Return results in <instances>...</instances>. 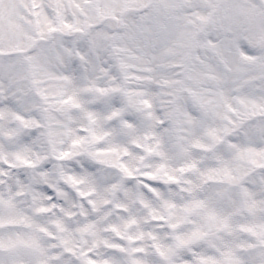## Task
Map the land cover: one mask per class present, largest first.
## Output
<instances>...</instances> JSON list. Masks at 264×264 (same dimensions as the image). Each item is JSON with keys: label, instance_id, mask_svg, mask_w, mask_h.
I'll return each mask as SVG.
<instances>
[{"label": "snow or ice", "instance_id": "6c2138e0", "mask_svg": "<svg viewBox=\"0 0 264 264\" xmlns=\"http://www.w3.org/2000/svg\"><path fill=\"white\" fill-rule=\"evenodd\" d=\"M0 264H264V0H0Z\"/></svg>", "mask_w": 264, "mask_h": 264}]
</instances>
